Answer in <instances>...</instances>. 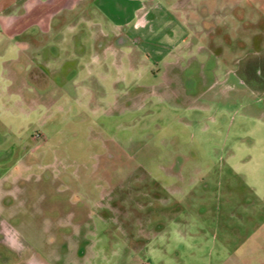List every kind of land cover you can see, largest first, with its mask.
Returning <instances> with one entry per match:
<instances>
[{"label": "rangeland", "instance_id": "374dc122", "mask_svg": "<svg viewBox=\"0 0 264 264\" xmlns=\"http://www.w3.org/2000/svg\"><path fill=\"white\" fill-rule=\"evenodd\" d=\"M145 2L130 47L73 0L0 20V264L264 259V0H191L185 55Z\"/></svg>", "mask_w": 264, "mask_h": 264}, {"label": "crops", "instance_id": "0c3cea01", "mask_svg": "<svg viewBox=\"0 0 264 264\" xmlns=\"http://www.w3.org/2000/svg\"><path fill=\"white\" fill-rule=\"evenodd\" d=\"M73 1H75V3H77L78 5H83L87 3L89 6L94 8V11L96 13L100 14L104 18L115 19V21L118 24L115 26V32H114L115 42L112 45L113 47H117V48L127 45L129 46L131 42L138 43L143 41L141 35L131 36L130 31L139 30L141 28L143 29L147 28L150 21L154 18V16L150 12L152 2H145V0H137L136 2H134L133 3L134 6L132 7V9L130 7V0H73ZM190 1L191 0H171V3H169L170 7L176 9L177 11H180V13L182 14V17L180 16L181 19L180 23L184 26V28L187 31L190 29V32H188V34L184 38L188 37L189 34L192 37L189 43L183 45L177 43L175 45V49L180 53V55L192 53L194 40L199 39L201 37V36H197L195 38L193 30L188 25V23L191 20L190 15L194 12V7H195V5H193V3H191ZM51 2L61 5L65 2V0H0V20H4L5 22L2 21L3 23H9L11 17L15 15L18 16L22 10L27 12L28 9L30 10L31 8H34L39 4L41 6H44L46 4L47 6L45 10L41 12L38 18L41 17L43 21L48 23L50 20V15H53V12L50 14V10H49V8L51 7ZM48 4L50 5L49 8H48ZM203 7H199V8H203ZM226 7L227 6H225L224 8ZM24 15L25 14H23L22 16ZM224 16L225 13L222 14L221 17L223 18ZM220 36L222 39H224L225 34L218 35V39H220ZM184 38H182V40ZM0 231L2 235L1 236L2 243L11 244L13 247L19 246L20 239L18 238V236H16L17 234L14 231L7 229L6 227H0ZM52 244L53 242H51V245ZM142 246L143 244L140 245L139 248H142ZM77 248H78V251H76L77 254L79 252H84L83 255L86 254V246H82L80 244V246H78ZM38 258L39 259L37 261L34 260L30 261L29 259V261H27L26 264H50L49 260H47L49 256L47 259L44 257H38ZM57 263L63 264L62 262L59 261H57ZM234 264H264V259H249V260L246 259L244 261L239 260L234 262Z\"/></svg>", "mask_w": 264, "mask_h": 264}, {"label": "flooded vegetation", "instance_id": "af4514ba", "mask_svg": "<svg viewBox=\"0 0 264 264\" xmlns=\"http://www.w3.org/2000/svg\"><path fill=\"white\" fill-rule=\"evenodd\" d=\"M244 72H247V70H245ZM248 73V72H247Z\"/></svg>", "mask_w": 264, "mask_h": 264}]
</instances>
